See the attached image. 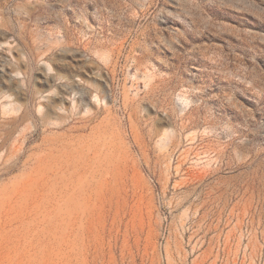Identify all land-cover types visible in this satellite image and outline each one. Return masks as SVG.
<instances>
[{
	"label": "rangeland",
	"instance_id": "obj_1",
	"mask_svg": "<svg viewBox=\"0 0 264 264\" xmlns=\"http://www.w3.org/2000/svg\"><path fill=\"white\" fill-rule=\"evenodd\" d=\"M0 264H264V0H0Z\"/></svg>",
	"mask_w": 264,
	"mask_h": 264
}]
</instances>
